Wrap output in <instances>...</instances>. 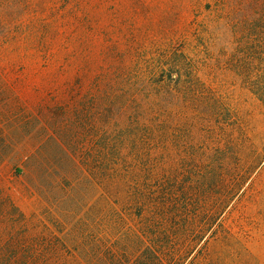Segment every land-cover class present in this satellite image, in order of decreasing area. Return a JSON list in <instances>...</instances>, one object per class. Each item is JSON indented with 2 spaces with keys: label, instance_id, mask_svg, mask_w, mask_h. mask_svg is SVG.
<instances>
[{
  "label": "rangeland",
  "instance_id": "obj_1",
  "mask_svg": "<svg viewBox=\"0 0 264 264\" xmlns=\"http://www.w3.org/2000/svg\"><path fill=\"white\" fill-rule=\"evenodd\" d=\"M253 81L264 0H0V264H264Z\"/></svg>",
  "mask_w": 264,
  "mask_h": 264
},
{
  "label": "trees",
  "instance_id": "obj_2",
  "mask_svg": "<svg viewBox=\"0 0 264 264\" xmlns=\"http://www.w3.org/2000/svg\"><path fill=\"white\" fill-rule=\"evenodd\" d=\"M247 84H248L249 88L251 89V91L257 95L259 100L264 103V83H262L260 81H253V82H250V83L247 82ZM152 199H154L153 202L151 201ZM143 202L139 203V204H141V205H139L141 211L142 210L144 211L145 210V206H146L145 201H143ZM149 202H150L149 204H153L155 206V211H156L155 213H157L158 208H160V210H161V207H164L163 206V204H164L163 200H159L158 197H156V196L149 197ZM165 203L168 204L167 202H165ZM173 204H174L173 202H170V205H172V207H171L172 208L171 209V219L176 220V219H179V217H180L179 214L181 213V211L177 208V206L173 207ZM139 217L140 218L142 217V213H139ZM154 218L157 219V220H160L157 215L154 216ZM164 218H166V217L164 216ZM184 227H185L184 224H179V226H178V228H184Z\"/></svg>",
  "mask_w": 264,
  "mask_h": 264
}]
</instances>
